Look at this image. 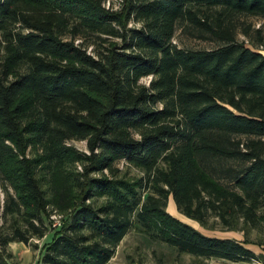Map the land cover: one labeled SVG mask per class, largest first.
I'll list each match as a JSON object with an SVG mask.
<instances>
[{
	"label": "trees",
	"instance_id": "16d2710c",
	"mask_svg": "<svg viewBox=\"0 0 264 264\" xmlns=\"http://www.w3.org/2000/svg\"><path fill=\"white\" fill-rule=\"evenodd\" d=\"M106 2L0 0V264L53 213L38 264H107L136 223L179 253L264 261L167 210L264 226V27L244 28L251 47L235 24L264 20V0ZM179 26L219 45L179 46ZM122 160L144 176L120 177Z\"/></svg>",
	"mask_w": 264,
	"mask_h": 264
},
{
	"label": "rangeland",
	"instance_id": "374dc122",
	"mask_svg": "<svg viewBox=\"0 0 264 264\" xmlns=\"http://www.w3.org/2000/svg\"><path fill=\"white\" fill-rule=\"evenodd\" d=\"M111 1L115 8H118L119 0H107ZM131 24H134L131 22ZM237 26V39L239 41H245L248 46L253 47L250 42V38L244 34V28L251 24L254 28L264 27V20L256 16H238L235 20ZM79 41V40H78ZM77 41V42H78ZM174 42L182 47L197 48V49H212L219 45L217 41H212L210 39H199L186 32H184L181 26L178 27L176 36L174 37ZM257 50L264 53V48L259 47ZM88 51L94 52L92 46H88ZM149 77H144L142 81L148 83ZM70 144L74 145L77 149L83 152H88L87 143L84 140H71ZM120 169L118 175L120 177L127 178L129 180L137 179L144 176L143 171L137 167L129 165V163L122 160L117 164ZM80 168V167H79ZM107 173V170H104ZM5 192L3 190V181L0 186V199H4ZM167 210L173 215L182 219L185 222L190 223L199 230L206 234L219 236V237H229L236 238L239 240L249 239L251 241L252 247H255L260 253H264V226L260 229L251 230H233L227 229L219 223L216 218L211 217L209 220V226L203 227L198 221L190 219L182 214L176 203L174 202L172 196H170ZM52 228L50 229L47 237L42 239H34L31 241L30 245H26L23 242H12L10 243L8 249L12 253L11 263L12 264H38L40 259V254L45 243L49 242L52 238L55 227H59L61 224V216L57 213H53L51 216ZM246 232V233H245ZM253 241V242H252ZM255 243V244H252ZM257 243V244H256ZM107 264H232L222 259L217 258H202L196 257L190 254L179 253L176 249L168 246L166 243L154 240L144 232V229L136 223L133 228L128 232V234L123 238V240L118 245L114 256ZM249 264H256L255 261Z\"/></svg>",
	"mask_w": 264,
	"mask_h": 264
},
{
	"label": "crops",
	"instance_id": "0c3cea01",
	"mask_svg": "<svg viewBox=\"0 0 264 264\" xmlns=\"http://www.w3.org/2000/svg\"><path fill=\"white\" fill-rule=\"evenodd\" d=\"M249 247H251L253 250H255L257 253H260L259 251H257V249L255 247H252L251 245H249ZM222 260H225V259H222ZM227 262H230L232 264H249L250 262H232V261H228V260H225Z\"/></svg>",
	"mask_w": 264,
	"mask_h": 264
},
{
	"label": "built area",
	"instance_id": "2783aa9c",
	"mask_svg": "<svg viewBox=\"0 0 264 264\" xmlns=\"http://www.w3.org/2000/svg\"><path fill=\"white\" fill-rule=\"evenodd\" d=\"M256 264H264V261L261 260H255Z\"/></svg>",
	"mask_w": 264,
	"mask_h": 264
}]
</instances>
